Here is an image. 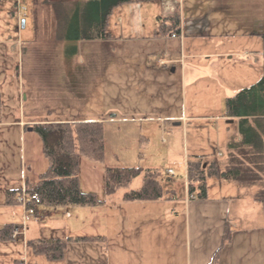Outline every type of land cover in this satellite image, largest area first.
<instances>
[{
    "label": "rangeland",
    "instance_id": "1",
    "mask_svg": "<svg viewBox=\"0 0 264 264\" xmlns=\"http://www.w3.org/2000/svg\"><path fill=\"white\" fill-rule=\"evenodd\" d=\"M173 12L180 13V32L158 33V18ZM107 30L105 38H68L58 31L53 0L0 1V217L4 188L26 178L35 181L49 165L39 133L28 128L38 122H104V161L77 157L81 188L101 196L106 166L154 167L163 173L173 167L176 173L163 183L176 191L184 186L186 156L201 153L225 167L228 143L239 132L238 119L226 116V98L264 73V0L125 1L113 8ZM190 62L210 70L191 85L180 70ZM126 108L138 113L127 116ZM217 178H208L211 193L221 191ZM229 180V187L223 186L227 192L257 189L256 183ZM141 182L138 175L99 208L39 205L51 212L44 220L25 221L32 228L28 240L62 236L64 230L54 224L72 216L79 221L99 210L106 220L111 202ZM21 238L14 239L20 253ZM6 244L0 242V252ZM3 252V264H14Z\"/></svg>",
    "mask_w": 264,
    "mask_h": 264
},
{
    "label": "trees",
    "instance_id": "2",
    "mask_svg": "<svg viewBox=\"0 0 264 264\" xmlns=\"http://www.w3.org/2000/svg\"><path fill=\"white\" fill-rule=\"evenodd\" d=\"M125 1L131 0H53L57 9L58 31L62 36L78 40L108 37L109 15L116 5ZM158 20L157 32L160 34L171 35L181 30L179 12L160 16ZM226 109L229 117L238 119L239 134L228 143L225 167L217 159L206 160L204 154L189 156L186 162L188 191L196 197L205 198L208 196V178L224 177L242 183H256L254 197L264 203V73L256 83L227 97ZM33 129L42 139L43 153L49 165L35 181L26 180L24 186L7 189L5 201L7 204L21 203L17 195L24 187L31 195L37 193L38 201L28 200V206L36 208L33 217L39 216L38 206L42 204L56 207L102 205L107 195L120 188H128L138 175L142 176L141 185L127 189L122 195L124 200H154L175 193L174 188L165 187L163 183L165 178H172V174L163 173L160 168L139 166H106L103 196L96 191L82 189L77 157L82 155L92 161L105 159L102 120L43 121L33 125ZM23 221V224L5 223L0 226V242L18 239L14 230L23 226L26 228L24 218ZM232 233L233 229L226 224L223 243L231 239ZM74 241L106 242V237L100 234L40 236L30 239L27 246L36 253L59 260L64 257L67 245ZM218 256L217 250L210 264H216ZM22 260H17L15 264H20Z\"/></svg>",
    "mask_w": 264,
    "mask_h": 264
},
{
    "label": "crops",
    "instance_id": "3",
    "mask_svg": "<svg viewBox=\"0 0 264 264\" xmlns=\"http://www.w3.org/2000/svg\"><path fill=\"white\" fill-rule=\"evenodd\" d=\"M176 69V66L172 68ZM180 70L181 78L189 85L205 75L204 72L210 71L206 66L201 68L191 62L182 65ZM161 73H166V70ZM124 113L129 116L138 111L126 108ZM226 116L231 118L227 112ZM157 118L153 117L152 120ZM178 118L186 120L183 116ZM177 124H181V121ZM23 129L26 128L23 126ZM218 154L224 157L225 152L219 148ZM187 159L186 156L181 176L184 186L168 197L124 200L120 196L119 200L111 202L106 220L101 218L98 210L96 217L94 214H86L88 219L77 221V216H72V220L64 222L66 224H54L64 230L62 236L100 234L105 235L106 242H71L65 249L64 257L53 260L45 254L32 251L28 246L25 247L29 241L27 230L32 229L29 224L21 238L24 250L20 253L13 239L6 242L3 251L8 253V258L14 259V264L21 258H27L35 264H210L217 250L219 256L216 264H264V203L254 197V192H245L239 188L234 192H227L223 186L229 187L230 180L224 177L216 180L221 191L211 193L207 180V197L199 198L190 194L186 177ZM170 168L173 167L169 166L165 171ZM26 180L28 179L22 185ZM19 186L21 184L4 188L2 204L6 208L0 217L2 225L24 223V207L22 206V210V207L13 205L16 203L5 202L7 189ZM107 202L106 200L104 204ZM102 205L92 207L99 208ZM81 209L78 212L87 211ZM50 212L49 209L42 208L37 218L44 220ZM226 224L231 226L233 233L231 239L223 243ZM33 232L38 233L37 230ZM40 236L43 235H34L33 238ZM3 251L0 252V264L5 260Z\"/></svg>",
    "mask_w": 264,
    "mask_h": 264
},
{
    "label": "built area",
    "instance_id": "4",
    "mask_svg": "<svg viewBox=\"0 0 264 264\" xmlns=\"http://www.w3.org/2000/svg\"><path fill=\"white\" fill-rule=\"evenodd\" d=\"M22 8V7H21ZM169 172L170 173H174V170L173 169H169ZM17 199L22 203L23 207H24V210H25V213H24V219L27 220L33 216L36 215V208L33 207V206H28V200L29 199H36L37 201L39 199H37V193H33L32 195L30 193H28L26 190H25V187L22 189L21 193H19L17 195ZM25 227V226H23ZM20 231V232H19ZM24 232V230H22V227H18V228H15L14 230V236H19V235H22ZM19 233V234H18ZM20 264H31L28 262V260L26 258H24Z\"/></svg>",
    "mask_w": 264,
    "mask_h": 264
},
{
    "label": "water",
    "instance_id": "5",
    "mask_svg": "<svg viewBox=\"0 0 264 264\" xmlns=\"http://www.w3.org/2000/svg\"><path fill=\"white\" fill-rule=\"evenodd\" d=\"M22 25L23 26L25 25V19H22ZM232 120H233V118H229L228 121H232ZM174 123L177 124V123H179V121H175ZM28 128L33 129V126H29ZM204 165H206V163H204Z\"/></svg>",
    "mask_w": 264,
    "mask_h": 264
}]
</instances>
